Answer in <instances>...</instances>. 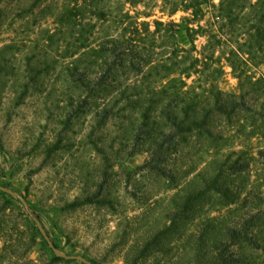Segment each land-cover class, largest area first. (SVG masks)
Segmentation results:
<instances>
[{
  "label": "trees",
  "instance_id": "trees-1",
  "mask_svg": "<svg viewBox=\"0 0 264 264\" xmlns=\"http://www.w3.org/2000/svg\"><path fill=\"white\" fill-rule=\"evenodd\" d=\"M212 8L213 19L207 18ZM157 9L161 16L139 20L154 16ZM180 11L182 16L174 18ZM19 23L24 26L21 32ZM4 31L14 33L9 41H3ZM34 32L37 36L30 39ZM184 34L188 47L180 43ZM204 35L207 40L198 49L196 40ZM222 56L239 77V93L218 85L224 68L216 62ZM250 64L264 65V0H0V82H11L17 106L32 92H46V109H51V95H63L66 126L81 113H95L94 129L121 117L124 133L108 142L109 153L92 141L105 164L122 152L146 150L151 154L146 166L175 179L165 164L192 135L215 136L213 124L219 115L232 121L244 114L252 119L254 132L264 134V101L257 103L264 98V72H249ZM57 83H62L60 88ZM117 142L120 147L113 150ZM57 148L51 144L46 151ZM259 154L264 160V148ZM248 166L240 158L233 160L232 154L213 159L172 197L169 219L179 226L200 217L214 198L224 206L236 203L243 189L230 181ZM104 186L106 179L98 190L67 201L64 208L113 206ZM252 193L244 202L251 209L241 222L217 224L215 217H207L199 223L191 241L197 264L246 263L237 257L236 248L248 240L258 244L254 230L264 224V192ZM24 208L35 222H42L34 208L25 203ZM171 228L172 224L150 237L142 251L166 247L169 241L162 239ZM0 240V264H56V258L41 263L29 259L37 239L19 222L13 223L5 208L0 210Z\"/></svg>",
  "mask_w": 264,
  "mask_h": 264
},
{
  "label": "rangeland",
  "instance_id": "rangeland-1",
  "mask_svg": "<svg viewBox=\"0 0 264 264\" xmlns=\"http://www.w3.org/2000/svg\"><path fill=\"white\" fill-rule=\"evenodd\" d=\"M213 12L212 8L207 18H212ZM182 14L180 11L174 18L179 19ZM161 15L157 9L154 16L143 15L139 20H153ZM162 18L167 20L168 16ZM19 25L21 32L24 26ZM11 33L4 31L3 41H9L14 34ZM36 36L34 32L30 39ZM206 40V35L196 40L198 49ZM180 43L189 46L185 34L180 37ZM220 53L221 49L217 50L216 56ZM216 63L224 68L219 87L225 92L239 93V77L226 58L222 56ZM248 69L260 76L264 65L258 68L250 64ZM61 85L57 83L55 87ZM45 95L46 92H32L17 106L11 82H0V210L5 208L13 223L19 222L23 230L35 235L36 245L28 256L34 263L56 258V264H85L79 260L57 259L41 231L37 230V223L25 213L24 202L39 213L48 235L58 247L71 254L84 255L96 264H197L191 241L196 238L199 223L207 217H215L217 224L220 221L225 225L241 222L251 209L244 206L245 200L253 196L255 189L264 192V160L259 154L264 148V134L259 129L254 132L252 119L244 114L232 121L219 115L213 124L215 136L192 135L190 143L165 164L167 170L176 175L171 179L146 166L151 159L146 150L133 155L122 152L119 157L110 155V162L105 164L103 154L92 141L99 142V147L109 153L108 142L124 133L121 117L94 129L95 113H81L66 126L68 114L63 95H51L48 100L51 109H46ZM262 101L264 98H259L257 103ZM130 142L127 139L126 146ZM51 144H58V148L48 154L46 148ZM119 147L117 142L112 149ZM230 154L233 160L240 158L241 162L249 163L242 175L235 174L230 181L234 187L243 189L241 197L229 206L214 198L205 204L200 217H191L177 226L168 217L174 207L172 197L213 159H225ZM104 179V189L113 199V206L86 204L76 209L64 208L67 201L98 190ZM13 191L19 192L22 198ZM171 224L169 234L162 239L169 241L166 247L142 251L150 237ZM254 231L258 244L248 240L236 248L237 257L246 262L242 264H264V224ZM2 245L0 240V247Z\"/></svg>",
  "mask_w": 264,
  "mask_h": 264
},
{
  "label": "water",
  "instance_id": "water-1",
  "mask_svg": "<svg viewBox=\"0 0 264 264\" xmlns=\"http://www.w3.org/2000/svg\"><path fill=\"white\" fill-rule=\"evenodd\" d=\"M13 193L22 198V196L19 194V192L13 191ZM24 203L26 206H28L27 202H24ZM36 223H37L39 230L43 234L44 238L48 242V245L50 246V248L54 251V253L57 256L65 258V259L79 260L85 264H96L93 260L85 257L84 255L71 254V253H68V252L62 250L60 247H58L56 245V243L53 241V239H51V237L48 235V233H47L45 227L43 226L42 222L40 220H37Z\"/></svg>",
  "mask_w": 264,
  "mask_h": 264
}]
</instances>
